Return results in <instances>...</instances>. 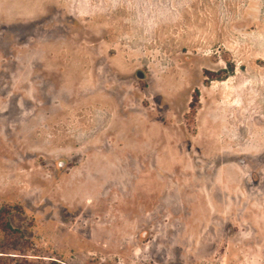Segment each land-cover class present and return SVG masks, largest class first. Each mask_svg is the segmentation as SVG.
Segmentation results:
<instances>
[{"label":"rangeland","instance_id":"obj_1","mask_svg":"<svg viewBox=\"0 0 264 264\" xmlns=\"http://www.w3.org/2000/svg\"><path fill=\"white\" fill-rule=\"evenodd\" d=\"M0 217V264H264V0H0Z\"/></svg>","mask_w":264,"mask_h":264},{"label":"trees","instance_id":"obj_2","mask_svg":"<svg viewBox=\"0 0 264 264\" xmlns=\"http://www.w3.org/2000/svg\"><path fill=\"white\" fill-rule=\"evenodd\" d=\"M0 219H1V217H0ZM10 229H12V227H11V225H10V223L9 222H2V223H0V232H4V233H6V232H8V230H10ZM1 254H0V257H3V256H1V255H3L2 253L3 252H0ZM6 257V256H5Z\"/></svg>","mask_w":264,"mask_h":264},{"label":"water","instance_id":"obj_3","mask_svg":"<svg viewBox=\"0 0 264 264\" xmlns=\"http://www.w3.org/2000/svg\"><path fill=\"white\" fill-rule=\"evenodd\" d=\"M138 77L143 79L145 77V75L143 73L139 72ZM62 165H63V163H60V166H62Z\"/></svg>","mask_w":264,"mask_h":264}]
</instances>
